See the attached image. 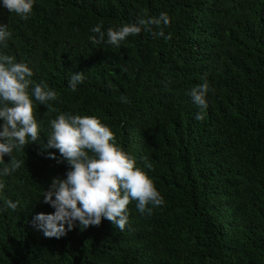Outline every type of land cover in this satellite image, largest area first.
Segmentation results:
<instances>
[{
	"label": "trees",
	"instance_id": "obj_1",
	"mask_svg": "<svg viewBox=\"0 0 264 264\" xmlns=\"http://www.w3.org/2000/svg\"><path fill=\"white\" fill-rule=\"evenodd\" d=\"M161 12L168 26L118 47L88 40L98 23ZM0 23L11 33L0 51L57 93L47 105L33 99L39 143L14 149L25 163L0 177V264H264V0H34L27 19L0 8ZM161 30L167 39L153 36ZM72 73L84 77L76 91ZM204 79L211 92L197 121L186 93ZM61 113L107 125L163 205L141 215L130 200L123 231L102 219L45 238L31 221L54 211L43 192L69 170L41 148Z\"/></svg>",
	"mask_w": 264,
	"mask_h": 264
},
{
	"label": "clouds",
	"instance_id": "obj_2",
	"mask_svg": "<svg viewBox=\"0 0 264 264\" xmlns=\"http://www.w3.org/2000/svg\"><path fill=\"white\" fill-rule=\"evenodd\" d=\"M34 0H0V8L27 19ZM169 16L161 12L157 17L139 18L135 22L102 30L101 24L90 29L92 44L105 43L119 46L130 35L150 31V26H168ZM153 36L165 39L164 32ZM11 33L0 23V48L6 47ZM30 67L17 62L11 55L0 51V177L16 172L25 162L13 157L28 142H38V122L33 116V99L47 105L57 93L44 81L35 83ZM82 73H72L67 81L70 90L76 91L83 81ZM211 92L206 79L187 91L191 103L199 109L194 119L200 121L208 107L207 95ZM123 102V98H122ZM49 131L41 148L49 158H55L48 149L58 150L69 170L63 179L52 178L42 195V202L54 211L37 213L32 225L45 238H61L78 223L86 229L99 226L102 219L111 221L123 231L128 222L127 205L135 201L141 215H151L154 207L163 205V197L156 190L147 173L136 166L135 159L116 143L110 128L95 116L61 113L48 121ZM39 143V142H38ZM41 145V144H40ZM8 156V163L4 157ZM151 170V164L145 162ZM4 185L0 183V189ZM17 204L4 201V208L15 210ZM3 209H0L2 211Z\"/></svg>",
	"mask_w": 264,
	"mask_h": 264
}]
</instances>
